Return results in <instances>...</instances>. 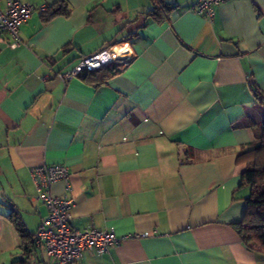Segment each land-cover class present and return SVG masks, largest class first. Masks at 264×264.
<instances>
[{
    "label": "crops",
    "instance_id": "obj_1",
    "mask_svg": "<svg viewBox=\"0 0 264 264\" xmlns=\"http://www.w3.org/2000/svg\"><path fill=\"white\" fill-rule=\"evenodd\" d=\"M19 1L34 8L20 43L0 44V264L43 262L8 219L31 237L46 218L30 173L42 165L69 173V191L50 192L73 198L72 228L122 239L79 264H264L231 227L248 196L245 121L264 118V0H224L211 20L189 0ZM42 5L66 13L44 19ZM120 42L133 59L103 83L62 80Z\"/></svg>",
    "mask_w": 264,
    "mask_h": 264
},
{
    "label": "built area",
    "instance_id": "obj_2",
    "mask_svg": "<svg viewBox=\"0 0 264 264\" xmlns=\"http://www.w3.org/2000/svg\"><path fill=\"white\" fill-rule=\"evenodd\" d=\"M189 1L191 11L211 20L215 8L224 0ZM38 10L44 13L47 7L42 5ZM33 11L34 8L29 3L19 0H0L1 45L10 49H15L19 45V27L30 18ZM7 36L10 40L6 39ZM131 52L127 42L105 47L82 59L69 72L62 74L61 78L63 81H68L79 76L83 71L90 72L107 65H114L116 69L121 70L133 59ZM30 173L36 188L35 198L47 211L46 218L40 222L33 235L37 253L46 259V261L43 259L42 264H79L85 251L102 255L110 246L122 240L110 230H99L94 227L79 230L71 227L73 198L55 196L50 192V187L58 181L64 182L65 189L69 191V173L64 166L42 165L32 168Z\"/></svg>",
    "mask_w": 264,
    "mask_h": 264
},
{
    "label": "trees",
    "instance_id": "obj_3",
    "mask_svg": "<svg viewBox=\"0 0 264 264\" xmlns=\"http://www.w3.org/2000/svg\"><path fill=\"white\" fill-rule=\"evenodd\" d=\"M165 11H168L165 5H156L148 16L160 21ZM58 13L65 14L66 12L65 10L49 7L42 13V17L49 19ZM116 44L118 43L109 46ZM101 72L102 74L98 76ZM117 72L119 70L114 65H107L90 72L83 71L79 77L96 76L97 81L101 80L102 82ZM253 92L256 100L264 105V92L257 88H254ZM245 125L252 130V143L249 148L241 150L236 155V163L245 166L239 187H246L248 196L245 199V212L242 220L232 224L231 227L246 249L264 254V118L260 123L248 118L245 121ZM8 219L22 240L20 245L22 256L26 259L31 256L36 257L38 253L34 246L33 236H28L20 218L16 214L11 213L8 215Z\"/></svg>",
    "mask_w": 264,
    "mask_h": 264
},
{
    "label": "rangeland",
    "instance_id": "obj_4",
    "mask_svg": "<svg viewBox=\"0 0 264 264\" xmlns=\"http://www.w3.org/2000/svg\"><path fill=\"white\" fill-rule=\"evenodd\" d=\"M38 256L41 257L40 253H38ZM42 259H44L46 261V259L44 258V256H42Z\"/></svg>",
    "mask_w": 264,
    "mask_h": 264
}]
</instances>
